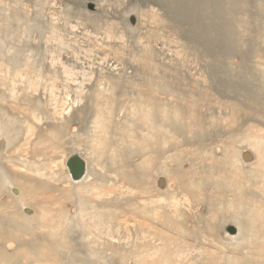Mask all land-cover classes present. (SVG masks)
Segmentation results:
<instances>
[{"label":"rangeland","instance_id":"1","mask_svg":"<svg viewBox=\"0 0 264 264\" xmlns=\"http://www.w3.org/2000/svg\"><path fill=\"white\" fill-rule=\"evenodd\" d=\"M253 136L264 0H0V215L22 229L37 226L34 199L11 169L46 182L54 229L36 230L75 239L94 264H264V164L241 142ZM73 155L88 162L78 182ZM112 235L144 249L92 253Z\"/></svg>","mask_w":264,"mask_h":264},{"label":"bare ground","instance_id":"2","mask_svg":"<svg viewBox=\"0 0 264 264\" xmlns=\"http://www.w3.org/2000/svg\"><path fill=\"white\" fill-rule=\"evenodd\" d=\"M141 101L142 102L140 103V109L141 111H143V117H144V99H142ZM96 127L98 128L99 126L93 127L94 136H97V132L95 131ZM241 142L245 144V148H248L250 151H253L254 157L256 156V159L260 163L262 162L264 164V136L246 137V138H243ZM176 156L177 154L176 155L172 154L169 157L175 158ZM82 159L84 160V163H85L84 174L79 180H72V181L78 182L82 180L87 174L88 162L85 158H82ZM66 160H65V165H66ZM32 173L36 174L37 172L32 171ZM33 176L34 175H29V174H23L22 176L18 170L12 171L11 169L10 177H12V180L20 188V191H21L20 195L28 196V197L33 196L34 200L32 201V203L29 204V210H30L29 214H31L29 215V217L33 219L35 216V219L37 220V224H36L37 226L36 227L34 226L35 227L34 228L30 224L25 223L26 228L22 229V226L19 225V222L14 216L7 217L5 215H0V264H94V263H97V260H93L92 258H89V261H88V259L86 258V255L81 254L80 250L83 248L79 247L80 244L75 239L69 238L61 233L60 234L61 237L59 239L55 238L53 240V237H56V235L59 234L57 229H56V232L54 231V232L45 233L42 231L40 232L38 231L41 229H49L50 227L54 229V227L51 225L53 223V219H51L53 211L47 207V205L45 204L46 203L45 201H38L37 199L39 197L37 190H40L43 186L46 187V182L42 180L38 181L37 178L35 179V177ZM183 177L185 178V176L183 175H181L180 177L177 176V178H180V179ZM156 183L157 185L160 186L164 184L165 182L159 179ZM167 186L169 187V185ZM172 194H175V193L172 192ZM49 200L50 199L47 198V202H49ZM85 204H87L86 200L82 199L81 205L84 206ZM41 214H45L46 217H43ZM253 217H254V220L255 219L260 220L261 218V217L258 218L259 217L258 214L254 215ZM259 220L258 221L255 220L254 223L257 224ZM258 225L263 226L264 223L261 222L260 224H257L256 227H258ZM231 226L234 228V231H235L231 235L232 236L234 235V237H236L237 239L241 238L242 237L241 225L235 222ZM155 232L160 236L162 241H165L169 238V235H167V233L164 231L163 232L155 231ZM26 236H29V237L26 238ZM92 244L93 245H91L90 247H91V251L93 254L95 255L102 254L104 257L109 258V260H111L112 258L117 259L118 257L122 259L123 257L121 255L125 251H130L132 249H136V250L144 249L143 240L137 243V241L131 242L122 236H113V235L108 236V238H104L101 241L94 240L92 241ZM149 245L153 247L158 253L162 254V257L166 256L165 255L166 248L163 243L158 244V243L151 242L150 244H146L145 247ZM74 246L78 247L79 251H76L73 248ZM199 251L200 249H198V253ZM202 251H204L205 253H209L207 249H204ZM198 253H193L191 255L192 257L187 260H193V257L195 256V254L197 256ZM126 254L124 256H126ZM186 258L182 262H187ZM238 259H239L238 256H234V257L228 256L226 259L228 261L224 262L223 264H235L234 262H239ZM165 260H167V258ZM213 260L214 259L210 258V261L206 264H216L214 263ZM239 264H254V263L241 260Z\"/></svg>","mask_w":264,"mask_h":264},{"label":"water","instance_id":"3","mask_svg":"<svg viewBox=\"0 0 264 264\" xmlns=\"http://www.w3.org/2000/svg\"><path fill=\"white\" fill-rule=\"evenodd\" d=\"M66 167L72 180H79L85 171V163L82 158L77 155L70 156L66 160ZM230 234H233L234 228L230 226L227 230Z\"/></svg>","mask_w":264,"mask_h":264}]
</instances>
